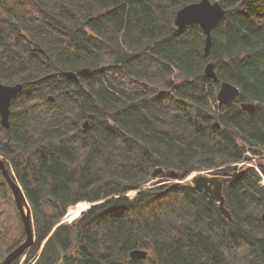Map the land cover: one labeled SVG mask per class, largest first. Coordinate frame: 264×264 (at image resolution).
I'll use <instances>...</instances> for the list:
<instances>
[{
  "label": "trees",
  "instance_id": "16d2710c",
  "mask_svg": "<svg viewBox=\"0 0 264 264\" xmlns=\"http://www.w3.org/2000/svg\"><path fill=\"white\" fill-rule=\"evenodd\" d=\"M198 1L0 0V83L22 85L0 160L34 236L11 264H264V186L249 166L264 176V0H210L225 13L208 56L198 25L173 24ZM222 82L239 94L218 106ZM199 172L219 175L230 220L191 181L151 183ZM79 203L91 206L60 223ZM25 238L0 173V262Z\"/></svg>",
  "mask_w": 264,
  "mask_h": 264
},
{
  "label": "water",
  "instance_id": "95a60500",
  "mask_svg": "<svg viewBox=\"0 0 264 264\" xmlns=\"http://www.w3.org/2000/svg\"><path fill=\"white\" fill-rule=\"evenodd\" d=\"M225 13L224 9L216 1L210 0H200L195 3L187 4L175 13L173 24L177 29H182L188 25H198L205 35L204 41V56H208V52L211 45V30L214 27L215 22ZM88 73V70H80L77 74L72 72L63 73V75L74 82H78V76H85ZM204 74L207 78L216 81V76L213 70V64L209 63L204 68ZM22 85H4L0 83V123L7 129L9 125V109L10 103L14 97L21 91ZM239 90L236 86L222 82L220 83L219 90L217 93V102L218 106L226 105L232 101H235L238 97ZM240 108L252 114L255 109L254 104L242 103ZM87 126V122L84 127ZM0 173L5 179L8 187L11 191V195L14 201V204L20 214V218L23 224V229L26 235L25 241L11 251L1 262L0 264H11L13 263L24 250L30 247L34 242L32 223L30 217V208L27 204L26 198L23 194V191L19 184L10 177L8 170L5 167V164L0 160ZM170 177H175L174 174H171ZM192 184L194 185V190L202 193L205 196H209L211 200L218 203L219 210L224 217L228 220L231 219L229 212L224 208V201L221 195L222 183L218 180L216 176L211 178L205 176H196L192 179ZM264 224V215L262 216ZM147 256L145 251L133 250L130 253L131 259L144 260Z\"/></svg>",
  "mask_w": 264,
  "mask_h": 264
},
{
  "label": "bare ground",
  "instance_id": "6f19581e",
  "mask_svg": "<svg viewBox=\"0 0 264 264\" xmlns=\"http://www.w3.org/2000/svg\"><path fill=\"white\" fill-rule=\"evenodd\" d=\"M87 208H88V204L86 203H80L77 206L71 207L66 213L63 222H65L64 220H69V221L76 220L78 217H80V214H82L87 210Z\"/></svg>",
  "mask_w": 264,
  "mask_h": 264
},
{
  "label": "rangeland",
  "instance_id": "374dc122",
  "mask_svg": "<svg viewBox=\"0 0 264 264\" xmlns=\"http://www.w3.org/2000/svg\"><path fill=\"white\" fill-rule=\"evenodd\" d=\"M86 204H88V203H86ZM76 206H77V205H76ZM87 209H89V204H88V208H87ZM86 211H87V210H86ZM86 211H85V212H86ZM83 213H84V212H83ZM80 215H81V214H80ZM78 218H79V217H78ZM78 218H77V219H78ZM77 219L74 220V221H69V220H64V221H67V222L70 223V224H69V223L66 222L65 224L71 225V223H74L75 221H77Z\"/></svg>",
  "mask_w": 264,
  "mask_h": 264
}]
</instances>
